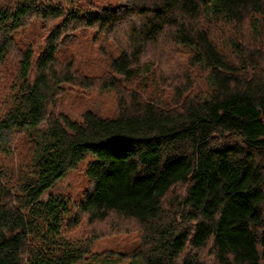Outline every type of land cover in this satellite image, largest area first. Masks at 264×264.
Masks as SVG:
<instances>
[{"label":"trees","instance_id":"obj_1","mask_svg":"<svg viewBox=\"0 0 264 264\" xmlns=\"http://www.w3.org/2000/svg\"><path fill=\"white\" fill-rule=\"evenodd\" d=\"M67 1L0 0V72L14 50L20 56L13 107L0 119V151L24 133L33 152L15 186L0 171V264H78L102 256L264 264V0H119L115 9L92 10H67ZM49 19L57 25L43 46L15 48L13 33ZM218 23L227 26L229 53L212 39ZM79 27L115 36L120 53L99 76L56 56L62 38ZM161 41L187 53L174 69L175 86L172 77L157 78L171 88L167 107L123 86L152 69L172 72L160 57L142 61ZM204 74L207 93H190ZM93 83L115 92L116 118L86 111L77 122L48 113L63 84ZM86 154L93 160L82 198H43ZM110 215L138 225L136 248L94 253L85 233L71 234Z\"/></svg>","mask_w":264,"mask_h":264},{"label":"rangeland","instance_id":"obj_2","mask_svg":"<svg viewBox=\"0 0 264 264\" xmlns=\"http://www.w3.org/2000/svg\"><path fill=\"white\" fill-rule=\"evenodd\" d=\"M119 0H71L63 4L67 10H73V7H80L85 10L96 8H116ZM72 3V4H71ZM72 5V6H71ZM38 21V20H37ZM56 20H47L42 23L28 21L22 28L12 34L13 44L16 49L26 47L28 42H35V45L43 46V39L49 34L50 30L57 24ZM227 26H221L218 23L211 31L213 41L224 48L226 53H229L226 44L228 31ZM121 26L117 29L120 30ZM97 27L87 28L79 27L71 31L70 36L63 37L56 51L57 58L72 62L73 68L78 72L83 73L88 77H96L108 70L110 61L116 58L120 51L117 47L115 36L107 35L106 33H96ZM229 38V35H228ZM117 39V38H116ZM35 46V47H36ZM156 48L153 52V49ZM15 51V50H14ZM8 57L4 65L1 66L0 75L2 77L0 84V119L4 117L13 107L9 93L11 82L15 79L17 70V60L20 58L15 52ZM188 52V51H186ZM152 53V54H151ZM181 50L178 46L170 44L168 41H161L158 46H151L149 52L142 56V61L148 59L153 62L160 57V63L166 70L172 72H155L152 71L142 75L133 83H123L127 90L134 91L145 99L157 97L160 103L167 107L169 99L172 95L171 88L162 87L158 83V76L172 77L170 86H175V73L180 63L187 62V53ZM147 63V62H146ZM172 66V68H171ZM171 69H168V68ZM5 71V72H4ZM87 89H81L78 86L63 84L61 92L56 96L51 106L48 107L50 115L65 114L72 120L81 121V115L90 111L100 117L114 119L118 116V108L116 103V94L111 89L101 90L97 83H93ZM206 74L199 77L192 83L190 93L196 94L202 92L207 93ZM5 149L0 151V171L4 173V182L11 186L20 183L25 175L30 170V163L33 157V152L28 144L27 134H15L12 139L5 144ZM87 157L83 160L76 169H70L58 178L43 194V198L48 195H63L68 196L72 200H80L83 191L89 186L86 175L84 173L88 160H93L91 154H86ZM112 222L114 224L112 225ZM116 223V225H115ZM96 227V228H95ZM84 225L73 229L71 234L81 235L90 238V247L94 253H102L107 251L128 252L136 248L138 245V225L132 221H120L113 215H110L105 221L95 222L87 230H82ZM85 231V232H84ZM92 231L100 235L97 239L89 233ZM92 235V234H90ZM78 264H143L141 259L123 261L117 257H98L89 261H81Z\"/></svg>","mask_w":264,"mask_h":264}]
</instances>
